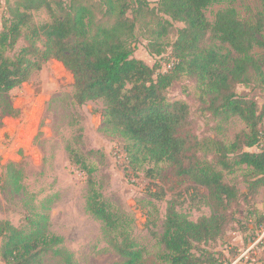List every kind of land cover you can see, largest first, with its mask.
Returning <instances> with one entry per match:
<instances>
[{"label":"trees","instance_id":"16d2710c","mask_svg":"<svg viewBox=\"0 0 264 264\" xmlns=\"http://www.w3.org/2000/svg\"><path fill=\"white\" fill-rule=\"evenodd\" d=\"M9 1L0 25V95L26 82L47 61L61 63L72 75L75 105L103 102L104 129L124 140L127 169L145 170L152 179L158 165L168 164L177 176L207 190L211 215L196 221L180 213L174 201L166 202L157 235L166 264H216L215 255L200 246L223 237L241 197L264 189V103L236 92L239 86L264 90L262 62L254 55L255 48L264 47V0H255L260 11L247 20L232 6L237 0ZM223 4L227 7L210 23L205 11ZM42 10L49 20L34 23L33 13ZM174 23L182 27L171 44L165 43ZM139 29L148 54L170 60L165 69L134 57ZM20 41L24 45L8 56ZM183 77L195 83L200 104L215 120L236 117L244 124L233 141H201L192 132L188 104L167 96ZM67 153L86 177V211L101 223L103 237L121 258L114 264H140L143 250L133 238L132 220L105 200L94 179L96 166L78 150L69 147ZM150 164L154 168L145 169ZM236 170L245 172V194L224 180L225 173ZM4 183L15 193L21 190L13 164ZM146 194L143 211L152 229L160 220L153 201L164 200V193ZM49 220L48 213H34L23 227L0 221V262L45 264L50 255L61 264H76L64 239L49 231Z\"/></svg>","mask_w":264,"mask_h":264},{"label":"rangeland","instance_id":"374dc122","mask_svg":"<svg viewBox=\"0 0 264 264\" xmlns=\"http://www.w3.org/2000/svg\"><path fill=\"white\" fill-rule=\"evenodd\" d=\"M6 6V0H0V25ZM232 6L243 20L255 17L260 11V4L255 0H237ZM225 7L226 4L208 8L207 20L212 23L215 13ZM48 20L44 10L33 13L36 24ZM181 27L180 23H174L165 43L171 44ZM137 39L134 57L150 66L158 62L165 69L170 60L166 55L148 54L141 29L137 31ZM23 45L20 41L7 55L13 56ZM254 55L262 62L264 71V47L255 48ZM260 89L239 86L236 92L262 105L264 90ZM72 96V75L56 60L47 61L26 82L0 95V221L23 227L26 216L48 213L49 231L64 239L63 247L73 255L76 264L121 262L103 237L101 223L86 211V177L71 163L67 153L71 147L96 166L94 179L105 200L132 220L133 238L143 250L140 264H166L164 249L157 239L166 202L174 201L180 213L196 221L211 215L207 190L187 177L177 176L168 164L158 165L152 179L146 177L145 170L134 174L127 169L124 140L104 129L103 102L77 106ZM167 96L171 101L182 100L188 104L194 125L192 132L201 141L213 139L229 143L244 129L236 117L221 121L206 113L197 98L195 83L186 77L175 83ZM252 150L257 151L259 147ZM9 164L14 165V171L20 176L19 193L4 183ZM148 168L154 166L150 164L145 169ZM225 174L228 184L246 193L245 172L236 170ZM147 191L164 193V200L153 201L159 209L160 220L152 229L146 226L143 211L144 200L149 199ZM232 212L234 221L223 237L200 248L213 253L216 264H264V224L256 226L257 221L264 222V189L252 197H241ZM44 262L61 264L50 255L45 256Z\"/></svg>","mask_w":264,"mask_h":264}]
</instances>
